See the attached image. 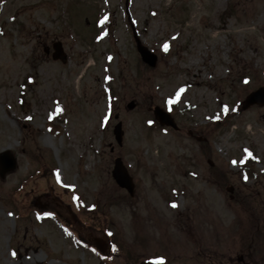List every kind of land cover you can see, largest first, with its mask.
I'll list each match as a JSON object with an SVG mask.
<instances>
[{"label":"rangeland","instance_id":"rangeland-1","mask_svg":"<svg viewBox=\"0 0 264 264\" xmlns=\"http://www.w3.org/2000/svg\"><path fill=\"white\" fill-rule=\"evenodd\" d=\"M263 86L264 0H0V154L16 159L0 178V264H131L155 248L133 240L152 203L190 253L236 201L264 200V106L241 104ZM117 158L145 190L135 200ZM90 228L117 258L82 248Z\"/></svg>","mask_w":264,"mask_h":264},{"label":"flooded vegetation","instance_id":"flooded-vegetation-1","mask_svg":"<svg viewBox=\"0 0 264 264\" xmlns=\"http://www.w3.org/2000/svg\"><path fill=\"white\" fill-rule=\"evenodd\" d=\"M114 183L117 189L131 200H135L145 192L133 180L134 195L131 197L126 189L117 186L115 181ZM232 190L233 188L230 192ZM148 207L142 218H145V223L149 222V225L137 229L136 233H133V240L142 251L147 248L148 240H151L148 244L154 245L155 248H151L152 252H149L147 256L146 253L135 255L134 252H129V262L133 264H160L161 261L163 264H264V200L251 203L236 201L232 222L223 223L220 229L216 228L210 235H208L206 221L207 235L192 238L188 244L191 246L190 253L183 252L181 242L179 243L184 228L175 229L172 224H160V217L154 203ZM94 232L90 228L89 232L80 239L82 248L98 249L101 252L113 250L106 254V257L117 258L119 253H117L118 250L116 251V246L119 249L120 244L117 242L111 249L109 246L104 249Z\"/></svg>","mask_w":264,"mask_h":264},{"label":"water","instance_id":"water-1","mask_svg":"<svg viewBox=\"0 0 264 264\" xmlns=\"http://www.w3.org/2000/svg\"><path fill=\"white\" fill-rule=\"evenodd\" d=\"M134 33V41L136 42V51L139 53L141 60L143 63L147 64L149 67H155L157 65V57L153 52H150L143 44L139 41L137 37L136 31L132 30ZM53 54L51 55L52 59L54 60H60L63 64L67 60V56L62 50V45L60 43H53ZM45 53L48 54V49H45ZM257 103L260 106H264V86L263 88H259L255 91H252L251 94H249L244 101L242 102V108L247 109L251 105ZM135 104L132 101L131 103L127 104L126 108L129 110H132L134 108ZM154 118L158 121L160 126H168L172 129L177 130L176 124L174 123L173 119L170 117V115L166 112H164L160 108H155L154 110ZM114 137L116 142L121 145L122 144V137L124 131H122V125L121 123H118L114 129ZM0 160H1V170H0V178H3V176L9 172L14 171V168L16 166V159L12 157V155L9 152H2L0 154ZM113 178L116 180L119 186L122 188H126L130 195H133V185H132V178L130 175H128L127 170L124 166V164L121 163L120 159H116L114 161V167L112 171Z\"/></svg>","mask_w":264,"mask_h":264},{"label":"snow or ice","instance_id":"snow-or-ice-1","mask_svg":"<svg viewBox=\"0 0 264 264\" xmlns=\"http://www.w3.org/2000/svg\"><path fill=\"white\" fill-rule=\"evenodd\" d=\"M105 19H106V18H105ZM163 47H164V50H165V51L168 50V45H167V44H165ZM246 82H247V81H246ZM225 111H227V108H225ZM175 206H176V205L173 204V207H175ZM160 264H163V261H161Z\"/></svg>","mask_w":264,"mask_h":264},{"label":"bare ground","instance_id":"bare-ground-1","mask_svg":"<svg viewBox=\"0 0 264 264\" xmlns=\"http://www.w3.org/2000/svg\"><path fill=\"white\" fill-rule=\"evenodd\" d=\"M47 140H49V137H46V138L44 139V143H45Z\"/></svg>","mask_w":264,"mask_h":264}]
</instances>
